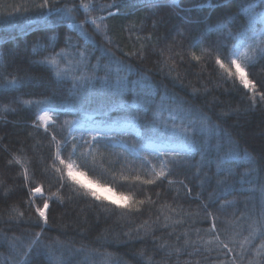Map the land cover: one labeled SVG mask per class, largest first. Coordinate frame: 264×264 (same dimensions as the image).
<instances>
[{
    "label": "trees",
    "instance_id": "16d2710c",
    "mask_svg": "<svg viewBox=\"0 0 264 264\" xmlns=\"http://www.w3.org/2000/svg\"><path fill=\"white\" fill-rule=\"evenodd\" d=\"M40 2L0 0V196L5 189H12L6 200L0 199V264H219V260L225 259L223 252L216 244L204 243L211 239L208 230L212 221L205 220L201 205L209 203L210 194H214L213 199L219 198L208 211L219 217L218 227L225 233L221 239L239 252L240 241L249 234V217L258 218L264 208V105L251 107L244 95L246 90L240 87L237 91L231 83L219 81L210 67L192 61L188 45L192 36H199L206 29L210 32L209 39L215 40L217 34L208 26L214 29L221 18L234 16L238 25H247L248 16L243 8L254 0H179V8L171 7V0H159L155 9H146L145 0H116L119 15L105 21L107 37L86 25L84 31L91 39L79 35L76 28H69L71 21L59 19L55 12L45 18L36 8ZM54 2L62 8L88 0ZM92 3L99 8L111 4L112 0H92ZM201 3L204 7L197 8ZM262 9L264 5L256 11ZM89 15H107V11L97 10ZM72 16L77 24L84 19L82 10ZM149 36L151 39H147ZM66 37H71L72 42L68 48H65ZM168 48H172L171 53ZM61 50L68 55L66 61H61V68L73 63L74 53L86 50L91 64L99 65L101 77L109 65L112 79L118 63L131 65L129 90L122 96H113L98 85L97 91L78 104L79 93L73 95L71 80L58 78L50 65L39 63L53 51ZM194 50L200 54L198 49ZM133 52L137 55H131ZM177 52L183 55L182 62ZM169 69H172L170 74ZM253 73L264 84V68L258 64ZM133 80L139 83L132 84ZM131 89L151 95L138 98ZM162 98L165 107L172 101L183 103L194 115L209 118L214 126L208 135L198 137L206 153L195 154L192 161H202L199 175L197 168L185 166L169 177L175 181L172 185L165 181L161 187L148 186L145 195L138 198L150 196L156 203L146 204L142 215L112 214L110 210L92 207L91 198H78L74 191L65 189L64 197L73 199L63 207H53L47 225L32 218V210L23 204L27 189L22 188V176L18 177L20 169L9 166L7 161L14 154L25 162L30 159L39 182L42 157H47L49 149L43 130L37 134L32 127L35 119L32 105L23 101L48 100L58 107L59 121H71L74 126L85 115H94V109H107L116 103H124L128 108L110 111V120L123 122L130 111L139 115L140 124H145L161 105ZM133 104L141 105L139 111L131 107ZM163 117L171 124L167 111ZM141 132L145 134L146 129L141 128ZM125 139L135 142L132 135ZM173 143L179 144L181 140ZM230 149L239 157L232 174H218L217 153L223 156ZM245 155L249 160L243 159ZM105 156L101 167L109 169L114 157L107 153ZM96 160L99 163V155ZM116 169L118 175L128 174L120 173L119 164ZM55 176L51 174L53 181ZM181 180L186 188L180 185ZM44 187L47 194V180ZM124 190L117 188V191ZM221 204L225 205L224 209L217 211ZM13 205L24 213L22 218L17 216V211H12ZM145 228L154 231L155 236L137 238L138 233L143 236ZM37 233H40L39 242L29 249ZM169 233L175 235L169 239ZM245 247L248 249L246 260L251 258L264 264V237L259 232ZM177 248L181 249L179 255Z\"/></svg>",
    "mask_w": 264,
    "mask_h": 264
},
{
    "label": "snow or ice",
    "instance_id": "6c2138e0",
    "mask_svg": "<svg viewBox=\"0 0 264 264\" xmlns=\"http://www.w3.org/2000/svg\"><path fill=\"white\" fill-rule=\"evenodd\" d=\"M261 5H264V0H254L243 8L244 13L248 16L247 25H238L234 16L225 14L227 18H221L214 29L210 25L208 26L211 31L217 34L215 40L209 39L210 32L206 29L202 30L199 36H192L188 45L190 50L188 54L192 61L198 64L204 63L205 67L212 69L213 75L219 81L231 83L233 87L237 88V91L240 87L246 90L244 95L247 96L251 107H256L258 104L264 105V84H261L253 73V69L258 64L264 68V9L256 11ZM145 6L146 9H155L159 6V0H145ZM170 6L179 8V0H171ZM196 7L203 8L204 4H198ZM36 8L45 18L55 12L59 19H69L71 22L68 27L76 28L79 35L85 39H91L84 31L86 25L91 26L98 35L103 34L107 37L108 26L105 21L119 15V5L116 0H112L111 4L101 5L99 8L92 3V0H88L86 3L82 2L78 6L65 5L62 8L56 7L54 0H41ZM113 8L117 10L111 11ZM81 10L84 13V19L77 24L72 13ZM97 10L107 11V15H89ZM258 19L261 25L259 28L256 23ZM196 23L199 24L202 21ZM180 35L183 36V33ZM147 39H151V36ZM71 43V37H66L65 48L70 47ZM109 43H111L110 39ZM181 47L183 46L181 45ZM194 49H198L200 54H197ZM167 51L171 53L172 48H168ZM131 55H137V53L133 52ZM176 55L180 56L182 62L183 55L179 52ZM88 56L89 53L86 50H79L74 53L73 63L61 68V61L68 59L67 52L65 50L53 51L50 56L44 57L39 63L50 65L58 78L63 77L65 80H71L73 95L79 93L78 104L85 100L91 92L97 91L98 85L100 89L111 92L113 96H122L125 91L129 90L127 84L128 74L132 73L131 65L118 63L114 79H112V68L109 65L104 76L101 77L99 65H92ZM171 71L172 69H169V74ZM121 72H124L125 75H120ZM10 83L14 84L15 81ZM131 83L137 84L139 81L133 80ZM131 91L138 98L142 95L145 97L151 95V93L142 91L137 92L135 89H131ZM23 103L32 105L34 109L35 119L32 121V127L37 134L41 129L43 130L44 138L48 140V155L42 157L43 167L39 170V182H36L37 171L30 159L25 162L24 158L14 154L8 159L7 164L19 167L18 177L22 176V188L27 189V199L23 201V204L32 210V218H35L38 223L43 222L44 225L48 224L53 207H63L66 202L73 199L72 196L64 197L65 189L74 191L78 198H91L92 207L110 210L112 214L120 212L121 214L142 215L146 204L156 203L150 196L138 198L145 195L148 186L161 187L165 181L172 185L175 181L169 177L174 174L176 169L185 166L197 168V175H199L202 161L197 163H192V161L195 159V154L206 153L204 152L205 145L198 137L208 135L214 128L209 118L203 115H194L193 110L186 108L183 103L172 101L168 107H165L164 98H162L161 105L153 111L151 120L145 124H140L139 115H133L130 111L123 117V122L110 120V111L117 108H128V105L124 103H116L107 109L96 108L93 110L94 115L85 116L86 123H77L74 126L71 121L61 123L58 119L60 114L58 107L48 100L23 101ZM131 107L139 111L141 105L133 104ZM4 110L8 111L7 108ZM165 111L169 113L171 124L163 117ZM53 113H56V116ZM177 120L180 121L179 125L176 124ZM141 128L146 129L145 134H142ZM74 132L79 134L73 135ZM130 134L135 140L134 143L125 139ZM176 139H180L181 143L174 144L173 141ZM117 149L120 151H116ZM4 151L7 152V148ZM18 151L23 152V149ZM105 153L114 157V160L109 164V169L101 167L106 160ZM97 155L100 156L99 163L96 160ZM238 158L231 149L223 156L217 153L218 174L227 172L231 175ZM243 159L249 160V157L245 155ZM117 164L120 165V173L126 171L128 174L118 175ZM52 173L56 174L54 181L51 178ZM80 176L90 179L85 183L79 179ZM45 180L48 182L47 194L44 187ZM179 183L182 187H187L183 180ZM89 185H95V187ZM53 188L55 191H52ZM117 188L125 190L117 191ZM101 192L111 193L116 198L101 195ZM11 193L12 189H5L0 199L6 200ZM159 195L160 193L157 192L156 197L159 198ZM213 196L214 194H210L209 203L201 205L205 212V220L212 221L208 230L211 239L204 243L218 245V249L223 252L225 257V259L219 260V264H259L251 258L246 260L248 249L245 246L252 243L257 232L264 237V208L261 209L258 218L249 217V234L240 241V251L237 252L234 247H230L229 243L221 239L225 233L221 232L218 227L219 217L217 214L208 211L216 199H219L218 197L213 199ZM17 207L11 206L12 211H17ZM224 207L225 205L221 204L217 211H222ZM17 216L22 218L24 213L17 211ZM9 219L11 220V217ZM147 224L148 222L145 221L144 225ZM238 234L236 233V235ZM149 235L154 237L155 232L145 228L143 236L138 233L137 238L145 239ZM173 235L175 233H169L168 238L171 239ZM39 236L40 233H37V239L29 243V249L39 242ZM179 239L180 237H177L178 241ZM187 243L185 241L186 246ZM180 251L181 249H176L178 255Z\"/></svg>",
    "mask_w": 264,
    "mask_h": 264
},
{
    "label": "rangeland",
    "instance_id": "374dc122",
    "mask_svg": "<svg viewBox=\"0 0 264 264\" xmlns=\"http://www.w3.org/2000/svg\"><path fill=\"white\" fill-rule=\"evenodd\" d=\"M83 123H86V120H85V116H84V119L82 120V122H81V124H83ZM79 133H77V132H74L73 133V135H78ZM178 151H179V148L177 149ZM81 177L84 179V177L83 176H80L79 177V179H81ZM85 180V179H84ZM86 181V180H85ZM88 181H86V183H87ZM90 187H95V185H90ZM101 195H108L110 198H116V197H114V196H112V194L111 193H105V192H101Z\"/></svg>",
    "mask_w": 264,
    "mask_h": 264
},
{
    "label": "bare ground",
    "instance_id": "6f19581e",
    "mask_svg": "<svg viewBox=\"0 0 264 264\" xmlns=\"http://www.w3.org/2000/svg\"><path fill=\"white\" fill-rule=\"evenodd\" d=\"M81 180L84 181L86 183V181L81 177ZM90 186V185H89Z\"/></svg>",
    "mask_w": 264,
    "mask_h": 264
}]
</instances>
